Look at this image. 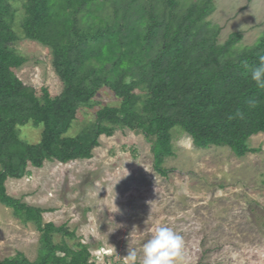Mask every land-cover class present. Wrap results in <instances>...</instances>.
<instances>
[{
  "label": "trees",
  "instance_id": "trees-1",
  "mask_svg": "<svg viewBox=\"0 0 264 264\" xmlns=\"http://www.w3.org/2000/svg\"><path fill=\"white\" fill-rule=\"evenodd\" d=\"M21 3L23 37L48 47L64 90L53 98L24 85L17 70L27 58L15 48ZM216 0H0V203L40 233L38 258L24 253L0 264H95L90 248L66 225L44 222L45 210L8 194L7 182L22 179L46 162L89 160L102 136L130 129L151 143L154 170L169 177L175 156L174 129L197 148H229L237 157L257 152L264 134V87L245 63L264 55V33L240 48L242 33L219 43L222 28L209 18ZM109 88L119 106L101 108L96 120L69 136L80 109ZM42 128L30 144L19 128ZM61 239V242L57 241ZM73 242V243H72Z\"/></svg>",
  "mask_w": 264,
  "mask_h": 264
},
{
  "label": "rangeland",
  "instance_id": "rangeland-1",
  "mask_svg": "<svg viewBox=\"0 0 264 264\" xmlns=\"http://www.w3.org/2000/svg\"><path fill=\"white\" fill-rule=\"evenodd\" d=\"M16 7L15 30L22 38L15 48L27 58L17 75L39 96L48 89L58 97L64 84L52 52L23 37L24 8L21 3ZM209 20L222 28L220 44L242 33L240 48L253 46L264 33V0H216ZM120 103L109 88L101 89L91 107L80 109L68 135L77 136L101 108ZM174 130L169 177L155 172L152 145L144 135L121 129L100 138L92 159L46 162L22 179H10L8 194L45 210V223L75 232L95 264H127L128 246L140 252L159 226L182 235L179 264H264V134L251 141L257 152L237 157L229 148H197L191 136ZM19 131L27 143L41 140V127L27 124ZM40 246L35 225L0 203V259L21 252L35 261Z\"/></svg>",
  "mask_w": 264,
  "mask_h": 264
},
{
  "label": "clouds",
  "instance_id": "clouds-1",
  "mask_svg": "<svg viewBox=\"0 0 264 264\" xmlns=\"http://www.w3.org/2000/svg\"><path fill=\"white\" fill-rule=\"evenodd\" d=\"M244 67L248 69L251 80L258 87H264V55L258 57L257 64L249 66L245 63ZM183 248L182 235L170 227L159 226L153 230L151 238L142 245L140 252L128 246L123 260L127 264H179Z\"/></svg>",
  "mask_w": 264,
  "mask_h": 264
}]
</instances>
